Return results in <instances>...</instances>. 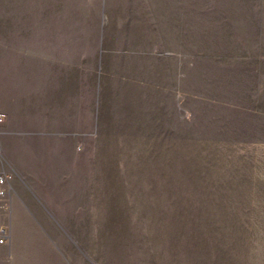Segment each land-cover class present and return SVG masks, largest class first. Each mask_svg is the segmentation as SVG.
I'll return each instance as SVG.
<instances>
[{
  "label": "rangeland",
  "instance_id": "rangeland-1",
  "mask_svg": "<svg viewBox=\"0 0 264 264\" xmlns=\"http://www.w3.org/2000/svg\"><path fill=\"white\" fill-rule=\"evenodd\" d=\"M102 1L112 37L125 25L181 53V119L151 108L148 130L102 132L80 225L62 232L68 249L86 264H255L264 258V0ZM98 3L54 0L53 9Z\"/></svg>",
  "mask_w": 264,
  "mask_h": 264
},
{
  "label": "crops",
  "instance_id": "crops-1",
  "mask_svg": "<svg viewBox=\"0 0 264 264\" xmlns=\"http://www.w3.org/2000/svg\"><path fill=\"white\" fill-rule=\"evenodd\" d=\"M53 2L0 0L12 4L0 11V172L13 175L9 208L0 204V264H86L62 232L80 225L102 132L148 130L151 108L181 119V53L125 25L112 37L102 0L95 12Z\"/></svg>",
  "mask_w": 264,
  "mask_h": 264
},
{
  "label": "built area",
  "instance_id": "built-area-1",
  "mask_svg": "<svg viewBox=\"0 0 264 264\" xmlns=\"http://www.w3.org/2000/svg\"><path fill=\"white\" fill-rule=\"evenodd\" d=\"M4 118V114H0V121H3ZM12 179L13 175L11 173L6 171L0 172V204L5 209L9 208L8 194L11 188ZM6 238V229L2 227L0 229V244H5L7 242Z\"/></svg>",
  "mask_w": 264,
  "mask_h": 264
}]
</instances>
